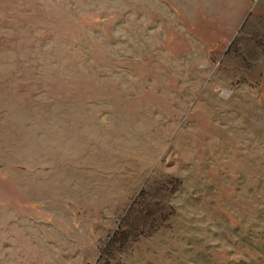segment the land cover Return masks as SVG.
Segmentation results:
<instances>
[{"label": "rangeland", "instance_id": "rangeland-1", "mask_svg": "<svg viewBox=\"0 0 264 264\" xmlns=\"http://www.w3.org/2000/svg\"><path fill=\"white\" fill-rule=\"evenodd\" d=\"M0 264H264V0H0Z\"/></svg>", "mask_w": 264, "mask_h": 264}]
</instances>
